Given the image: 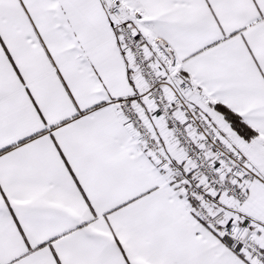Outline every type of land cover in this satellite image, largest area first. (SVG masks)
Segmentation results:
<instances>
[{"label": "snow or ice", "instance_id": "6c2138e0", "mask_svg": "<svg viewBox=\"0 0 264 264\" xmlns=\"http://www.w3.org/2000/svg\"><path fill=\"white\" fill-rule=\"evenodd\" d=\"M0 264H264V0H0Z\"/></svg>", "mask_w": 264, "mask_h": 264}]
</instances>
